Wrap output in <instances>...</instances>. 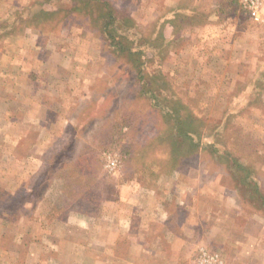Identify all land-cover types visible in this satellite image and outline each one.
Listing matches in <instances>:
<instances>
[{"label": "rangeland", "instance_id": "374dc122", "mask_svg": "<svg viewBox=\"0 0 264 264\" xmlns=\"http://www.w3.org/2000/svg\"><path fill=\"white\" fill-rule=\"evenodd\" d=\"M261 1L0 0V264H142L135 186L195 191L187 264H264Z\"/></svg>", "mask_w": 264, "mask_h": 264}, {"label": "crops", "instance_id": "0c3cea01", "mask_svg": "<svg viewBox=\"0 0 264 264\" xmlns=\"http://www.w3.org/2000/svg\"><path fill=\"white\" fill-rule=\"evenodd\" d=\"M132 191L127 210L122 215L127 224L124 236L131 249L128 253L139 254L144 259L142 264H187V257H193L192 251L199 241L192 233H196V229H192L195 225L189 217L197 196L192 187L163 192V198L151 196L150 206L139 202L140 195L142 199L147 195L140 193L145 190L135 186ZM152 193L158 195L156 189ZM185 213L187 216H183ZM201 234L204 238L203 232ZM138 243L135 248L134 244Z\"/></svg>", "mask_w": 264, "mask_h": 264}, {"label": "built area", "instance_id": "2783aa9c", "mask_svg": "<svg viewBox=\"0 0 264 264\" xmlns=\"http://www.w3.org/2000/svg\"><path fill=\"white\" fill-rule=\"evenodd\" d=\"M241 5L246 9L247 13L249 14L250 18L253 20L260 19V8H261V0H239ZM112 164H114L112 162ZM198 264H224L222 259L219 257L217 252L208 251L205 248L199 249L198 255L199 256Z\"/></svg>", "mask_w": 264, "mask_h": 264}, {"label": "trees", "instance_id": "16d2710c", "mask_svg": "<svg viewBox=\"0 0 264 264\" xmlns=\"http://www.w3.org/2000/svg\"><path fill=\"white\" fill-rule=\"evenodd\" d=\"M105 22H102L103 27H107L109 26L110 22H112V15L111 12L108 11L105 13ZM108 34L110 33V31L107 29ZM112 35V34H110ZM130 55H138V52L135 53H131L130 50H127V56ZM143 84V83H142ZM177 110V109H175ZM176 121L178 122V126H176V128L178 129V132L181 134V136L185 137L189 131H191L190 129V121L186 122L185 119H179V117H177ZM189 136V135H188Z\"/></svg>", "mask_w": 264, "mask_h": 264}]
</instances>
